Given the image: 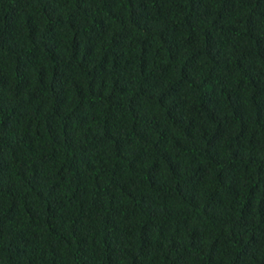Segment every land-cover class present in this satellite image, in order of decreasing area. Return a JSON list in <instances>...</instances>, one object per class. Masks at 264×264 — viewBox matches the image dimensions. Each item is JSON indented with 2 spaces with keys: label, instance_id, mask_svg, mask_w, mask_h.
Returning a JSON list of instances; mask_svg holds the SVG:
<instances>
[{
  "label": "trees",
  "instance_id": "obj_1",
  "mask_svg": "<svg viewBox=\"0 0 264 264\" xmlns=\"http://www.w3.org/2000/svg\"><path fill=\"white\" fill-rule=\"evenodd\" d=\"M0 264H264V0H0Z\"/></svg>",
  "mask_w": 264,
  "mask_h": 264
}]
</instances>
